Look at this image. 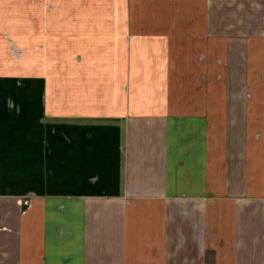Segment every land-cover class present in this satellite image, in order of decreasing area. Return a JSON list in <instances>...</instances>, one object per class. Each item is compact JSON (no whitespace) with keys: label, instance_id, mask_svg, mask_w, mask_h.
Instances as JSON below:
<instances>
[{"label":"crops","instance_id":"obj_1","mask_svg":"<svg viewBox=\"0 0 264 264\" xmlns=\"http://www.w3.org/2000/svg\"><path fill=\"white\" fill-rule=\"evenodd\" d=\"M142 1L100 84L0 72V264H264V0Z\"/></svg>","mask_w":264,"mask_h":264},{"label":"rangeland","instance_id":"obj_2","mask_svg":"<svg viewBox=\"0 0 264 264\" xmlns=\"http://www.w3.org/2000/svg\"><path fill=\"white\" fill-rule=\"evenodd\" d=\"M142 2L0 0L1 75L21 77L23 86L29 77L46 74L58 83L71 77L73 67L83 73L95 64L100 84L108 79L110 57L125 55L122 41L140 39L141 25L151 19Z\"/></svg>","mask_w":264,"mask_h":264}]
</instances>
